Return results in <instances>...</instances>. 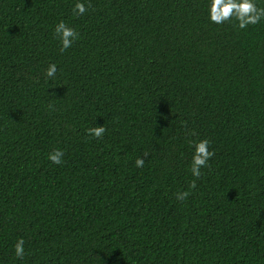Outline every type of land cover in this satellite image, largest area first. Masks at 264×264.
<instances>
[{
	"label": "trees",
	"instance_id": "1",
	"mask_svg": "<svg viewBox=\"0 0 264 264\" xmlns=\"http://www.w3.org/2000/svg\"><path fill=\"white\" fill-rule=\"evenodd\" d=\"M75 3L0 0V264H264V18L216 24L209 0ZM60 20L79 34L65 51Z\"/></svg>",
	"mask_w": 264,
	"mask_h": 264
},
{
	"label": "clouds",
	"instance_id": "2",
	"mask_svg": "<svg viewBox=\"0 0 264 264\" xmlns=\"http://www.w3.org/2000/svg\"><path fill=\"white\" fill-rule=\"evenodd\" d=\"M208 17L210 22L220 24L224 21L234 20L235 26L239 29H245L248 25L258 23L264 18V8H258L255 0H209ZM75 15H82L86 12L84 0H76L73 7ZM54 33L59 39L61 51L67 50L72 46L73 42L78 38V32L75 28L70 27L65 21L60 20L54 28ZM57 65L49 64L45 70L46 78H55ZM104 126H95L87 129V134L92 138H100L105 133ZM193 147V153L190 164V172L193 177H200L201 169L208 165L213 152L209 150V141L202 139L199 141H190ZM64 151L57 148L53 152L47 154V159L56 165L63 163ZM144 159L136 158L135 166L142 168ZM192 187H195V180L192 181ZM189 195V192L182 191L176 194L177 200H183ZM25 253L24 240L20 238L14 245V255L16 258H23Z\"/></svg>",
	"mask_w": 264,
	"mask_h": 264
}]
</instances>
